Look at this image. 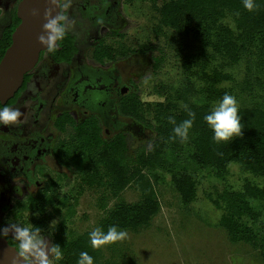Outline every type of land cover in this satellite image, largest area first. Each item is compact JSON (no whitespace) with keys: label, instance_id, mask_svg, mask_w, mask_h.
<instances>
[{"label":"rangeland","instance_id":"obj_1","mask_svg":"<svg viewBox=\"0 0 264 264\" xmlns=\"http://www.w3.org/2000/svg\"><path fill=\"white\" fill-rule=\"evenodd\" d=\"M174 2L177 0H127L126 23L121 34L107 38V43H99L94 50L96 57L105 49L113 50L108 60H115L123 83L141 101L140 121L123 115L120 107L111 125L105 124L102 116L91 120L98 125L104 141L123 135L130 160L161 141L158 129L172 112L190 104H206L212 109L222 98L216 96L212 100L215 72L231 76L216 88L234 95L239 111H264V42L260 34L248 41L238 39L239 47L229 57L218 51L216 34L221 27H227L238 35L236 12H226L214 25L194 23L190 30L158 27L160 10ZM78 29L71 23V33ZM77 46V58L91 56L94 49L82 31L77 34ZM46 61L43 54L41 65ZM36 77L34 72L29 90L36 88ZM15 108L28 118L30 104L21 101ZM76 131L69 123L56 132L58 151L62 153L71 147L73 153L87 156L90 152L83 141L76 139ZM86 134L88 131L84 137H89ZM163 150L162 166L142 170L145 181L154 189L160 207L158 213L148 224L126 229L125 240L99 248L101 256L95 264H264L259 249L229 239L219 223L225 211L223 203L219 208L212 202L217 200L216 190L225 184L235 192H242L246 185L264 190V176L250 171L241 162H231L220 178L197 162L188 140L177 149L167 145ZM49 165L51 170H46L43 189L27 185L22 188V181L0 178V228L10 223L40 227L51 247L59 227H63L67 239H74L101 227L102 220L118 206L140 204L144 199L138 180L113 195L104 184V176L98 177L100 182L96 179L90 184L74 164L64 166L51 160ZM175 172H186L197 183L193 203H183L173 183ZM84 176L90 179L89 175ZM251 201L256 209L262 208L261 201Z\"/></svg>","mask_w":264,"mask_h":264},{"label":"trees","instance_id":"obj_2","mask_svg":"<svg viewBox=\"0 0 264 264\" xmlns=\"http://www.w3.org/2000/svg\"><path fill=\"white\" fill-rule=\"evenodd\" d=\"M256 10L248 11L244 8L243 0H177L160 10L158 27L166 26L176 31L190 30L194 23L198 26L216 24L226 15V12H236V30L238 35L227 27L218 30L217 49L229 57H233L234 51L239 47L238 39L248 41L260 34L264 42V0H254ZM20 24L16 13L13 23L5 30L0 42V61L6 50L12 43V34ZM196 25V26H197ZM74 38L66 35L59 43L65 50H72ZM72 52V53H73ZM58 57V50L52 52ZM97 55L108 57L112 55V49H105ZM227 74L214 73L212 77V100L216 96L222 97L225 92L219 91L216 85L222 81L230 80ZM264 99V90H263ZM1 106V105H0ZM141 101L134 94H130L120 103V112L130 115L139 121L143 119ZM195 113L192 129L189 131L188 141L193 149L197 162L204 168L210 169L222 178L231 162H241L250 171L264 176V111L259 109H246L239 111L241 117L242 135L228 141L216 142L213 139V131L204 121L203 117L211 111L209 105L187 106ZM175 117L177 123L188 119V111L183 108L179 112L170 115ZM167 116L163 126L158 129L161 141L156 142L149 150L140 151L134 159L126 155V143L123 135H118L107 142L102 140L100 129L95 122L89 121L76 130V139L83 141L85 148L90 152L87 156H80L67 147L65 152L58 151L59 162L67 166L74 164L87 183L93 184L98 177L104 176V184L113 195H118L132 181L138 180L143 201L135 205H122L102 220L101 227L107 231L110 225H117L120 229H136L148 224L153 216L158 213L160 207L156 200L154 189L149 181H145L142 170L146 167L156 168L162 166L164 159L163 148L169 145L177 149L184 144L178 137H174L171 124ZM85 131L88 134L85 136ZM85 174L90 176V179ZM176 190L179 192L183 203L186 205L195 201L197 196V183L186 172H175L172 176ZM100 182V181H99ZM101 179V183H102ZM225 184V183H224ZM217 191V200L212 199L216 207H224V214L220 219L223 227L232 242H244L261 251L264 260V190L252 185H246L242 192L230 190L227 184ZM256 199L262 202V208L256 209L251 201ZM63 227L57 230L55 244H59L64 250V257L58 264H77L79 254L88 252L94 258V264L98 263L101 256L100 249H94L89 241L88 233L74 239H67ZM9 243L16 247V242L8 237Z\"/></svg>","mask_w":264,"mask_h":264},{"label":"flooded vegetation","instance_id":"obj_3","mask_svg":"<svg viewBox=\"0 0 264 264\" xmlns=\"http://www.w3.org/2000/svg\"><path fill=\"white\" fill-rule=\"evenodd\" d=\"M19 2L0 0V42L5 30L13 23ZM126 3L127 0H70L69 7H61L70 23L79 28L74 30L76 35L70 31L66 34L74 38L72 47L75 50L59 46L58 57L48 50L42 52L36 66L25 76L21 89L6 104L15 108L21 101H26L30 104V114L28 118L22 115L15 124H0L2 180L22 181V188L27 185L43 189L46 170H51L50 161L59 163L56 132H61L69 123L77 129L100 116L105 124L113 123L120 102L130 95V90L118 74L115 60L96 57L94 50L107 38L121 34L122 25L126 23ZM81 31L94 49L91 56L77 58V34ZM43 54L47 61L41 65ZM34 72L36 88L29 90ZM6 239L9 241L8 237Z\"/></svg>","mask_w":264,"mask_h":264},{"label":"clouds","instance_id":"obj_4","mask_svg":"<svg viewBox=\"0 0 264 264\" xmlns=\"http://www.w3.org/2000/svg\"><path fill=\"white\" fill-rule=\"evenodd\" d=\"M51 4L59 5L63 8L69 7L70 0H51ZM244 8L248 11L256 10L254 0H243ZM33 14H36L35 11ZM46 23L43 24L44 33L38 37L39 42L44 45L48 52H55L59 43L65 38L71 28V23L62 12H57L54 16L51 11L45 12ZM188 111V119L177 123L175 117L169 116L168 120L174 125L172 131L174 137H178L182 142L188 140L189 131L193 127L195 113L184 106ZM22 113L20 109L7 105L0 106V124H15ZM204 121L213 131V139L216 142L228 141L234 137L242 135L241 117L239 115V102L237 98L229 93H225L222 98L213 105L211 111L203 117ZM54 222V221H52ZM11 238L16 242L14 255L10 258L9 264H58L64 257V250L59 244H52L49 247L40 227L34 225H24L20 223H10L0 228V238ZM128 233L120 229L117 225H110L107 231L97 226L88 233L91 246L99 249L102 246L125 240ZM77 264H94V258L88 252L82 251L79 254Z\"/></svg>","mask_w":264,"mask_h":264},{"label":"water","instance_id":"obj_5","mask_svg":"<svg viewBox=\"0 0 264 264\" xmlns=\"http://www.w3.org/2000/svg\"><path fill=\"white\" fill-rule=\"evenodd\" d=\"M48 10L54 16L58 11L61 12V6L51 4V0H20L18 3L16 14L20 24L13 32L12 43L0 61V104L2 106L15 97L24 84L25 76L36 66L41 53L47 50L39 42L38 37L44 33L45 12ZM34 11L36 14H33ZM10 21L9 13V25ZM14 249L15 246L11 245L6 238H0V264H9L6 257L13 256Z\"/></svg>","mask_w":264,"mask_h":264}]
</instances>
